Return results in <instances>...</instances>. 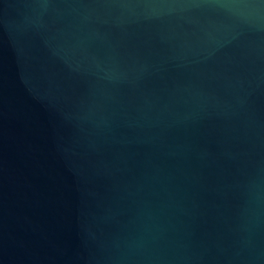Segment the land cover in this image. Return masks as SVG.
I'll return each mask as SVG.
<instances>
[{
    "label": "water",
    "instance_id": "obj_1",
    "mask_svg": "<svg viewBox=\"0 0 264 264\" xmlns=\"http://www.w3.org/2000/svg\"><path fill=\"white\" fill-rule=\"evenodd\" d=\"M0 264H264V0H0Z\"/></svg>",
    "mask_w": 264,
    "mask_h": 264
}]
</instances>
